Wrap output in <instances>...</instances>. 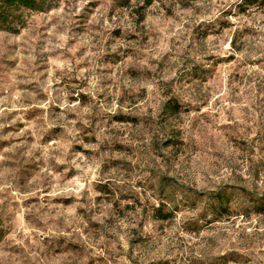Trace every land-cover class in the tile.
<instances>
[{"label":"rangeland","instance_id":"1","mask_svg":"<svg viewBox=\"0 0 264 264\" xmlns=\"http://www.w3.org/2000/svg\"><path fill=\"white\" fill-rule=\"evenodd\" d=\"M0 224V264H264V0H60L0 30Z\"/></svg>","mask_w":264,"mask_h":264},{"label":"trees","instance_id":"2","mask_svg":"<svg viewBox=\"0 0 264 264\" xmlns=\"http://www.w3.org/2000/svg\"><path fill=\"white\" fill-rule=\"evenodd\" d=\"M60 0H0V30H6L12 33H20L26 27L31 12H45L53 9L58 5ZM144 3V7L151 6L155 0H140ZM180 105L174 101L170 105L171 111L179 109ZM215 200H219L221 206L228 201H225L221 194L214 196ZM224 203V204H223ZM217 206H214L213 215L220 212ZM227 211V210H223ZM161 219H168L169 214H163L162 210H158ZM222 213V212H221ZM4 229L0 224V242L4 237Z\"/></svg>","mask_w":264,"mask_h":264},{"label":"clouds","instance_id":"3","mask_svg":"<svg viewBox=\"0 0 264 264\" xmlns=\"http://www.w3.org/2000/svg\"><path fill=\"white\" fill-rule=\"evenodd\" d=\"M193 65H190L187 69H185V72L182 73L186 78H191L193 74ZM173 75H175V72H173ZM171 99V97H170ZM188 99L187 96L184 97V99L180 100V107L179 112L183 113L186 109L190 108V105L185 103V100ZM175 129L178 132H182L183 125L180 124L178 121H173L171 116L166 115L164 117V123L158 124L156 127V131L159 132L162 135H166L168 140H171L172 143L167 144H161L160 146V153L163 157L171 160L174 156L175 147H176V138L171 135V129ZM180 139H183V136L180 137ZM83 187V185H81ZM225 196L231 197L232 195V189L226 188L224 192ZM171 198L181 201L185 204H187L189 201L197 199V197L193 196L191 193L185 192L183 189H177L172 193ZM216 205H219L220 201L216 200L214 202ZM211 216V211L209 212V217ZM171 259V258H169ZM198 264H236V261H234L231 257L227 256V252L222 251L214 261H210L206 256L204 255H198L197 257Z\"/></svg>","mask_w":264,"mask_h":264}]
</instances>
